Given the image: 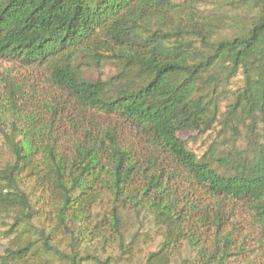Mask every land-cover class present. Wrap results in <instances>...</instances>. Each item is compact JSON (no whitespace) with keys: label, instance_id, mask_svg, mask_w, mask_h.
Listing matches in <instances>:
<instances>
[{"label":"trees","instance_id":"obj_1","mask_svg":"<svg viewBox=\"0 0 264 264\" xmlns=\"http://www.w3.org/2000/svg\"><path fill=\"white\" fill-rule=\"evenodd\" d=\"M0 59L45 72L0 78V264H109L145 224L141 264H264V0H0ZM217 124L227 153L178 136Z\"/></svg>","mask_w":264,"mask_h":264},{"label":"rangeland","instance_id":"obj_2","mask_svg":"<svg viewBox=\"0 0 264 264\" xmlns=\"http://www.w3.org/2000/svg\"><path fill=\"white\" fill-rule=\"evenodd\" d=\"M86 61V60H84ZM82 75L90 80L101 79L106 80L116 73V66L112 63H105L100 68L94 64L83 65ZM45 72L40 69L31 67H25L15 62H9L0 59V78L7 75L14 77L17 80H26L28 84L31 82L43 83ZM220 125H215L212 129L203 133L197 131H184L179 132L178 136L186 141L187 147L193 151L198 157H202L208 152L209 148H213L217 151L227 153L231 149V132L229 130H222ZM1 143V142H0ZM240 148L244 147L245 139L240 137L236 142ZM125 239L126 243L129 241L133 233L137 231L138 224L131 213L125 214ZM148 230V224H145L141 229H138L139 237L133 244L132 254H123L119 256V250L117 247L109 250L112 253V257H117L115 261L109 264H141L146 254L157 248L159 238L141 235L142 232ZM4 243V240L0 239V245ZM119 256V257H118ZM170 264H180L179 257H176Z\"/></svg>","mask_w":264,"mask_h":264}]
</instances>
